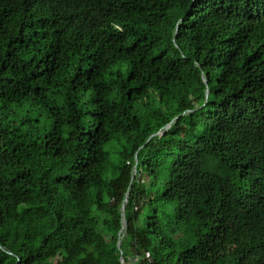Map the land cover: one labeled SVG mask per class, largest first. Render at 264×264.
<instances>
[{
    "label": "trees",
    "instance_id": "16d2710c",
    "mask_svg": "<svg viewBox=\"0 0 264 264\" xmlns=\"http://www.w3.org/2000/svg\"><path fill=\"white\" fill-rule=\"evenodd\" d=\"M0 264H264V0H0Z\"/></svg>",
    "mask_w": 264,
    "mask_h": 264
},
{
    "label": "rangeland",
    "instance_id": "374dc122",
    "mask_svg": "<svg viewBox=\"0 0 264 264\" xmlns=\"http://www.w3.org/2000/svg\"><path fill=\"white\" fill-rule=\"evenodd\" d=\"M31 121L34 123L37 122L39 128L42 131H47L49 129V127H51V121H50V119L47 118V116L44 113H42L40 115L32 114ZM134 175H136V174H134Z\"/></svg>",
    "mask_w": 264,
    "mask_h": 264
},
{
    "label": "water",
    "instance_id": "95a60500",
    "mask_svg": "<svg viewBox=\"0 0 264 264\" xmlns=\"http://www.w3.org/2000/svg\"><path fill=\"white\" fill-rule=\"evenodd\" d=\"M122 229H124V227ZM119 244H120V242H119Z\"/></svg>",
    "mask_w": 264,
    "mask_h": 264
}]
</instances>
